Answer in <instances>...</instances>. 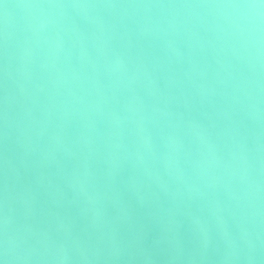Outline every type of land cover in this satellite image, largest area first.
Listing matches in <instances>:
<instances>
[{
  "label": "water",
  "instance_id": "water-1",
  "mask_svg": "<svg viewBox=\"0 0 264 264\" xmlns=\"http://www.w3.org/2000/svg\"><path fill=\"white\" fill-rule=\"evenodd\" d=\"M0 169L31 264H264V0H0Z\"/></svg>",
  "mask_w": 264,
  "mask_h": 264
},
{
  "label": "clouds",
  "instance_id": "clouds-1",
  "mask_svg": "<svg viewBox=\"0 0 264 264\" xmlns=\"http://www.w3.org/2000/svg\"><path fill=\"white\" fill-rule=\"evenodd\" d=\"M0 264H8V257L6 254V250L5 253L2 256H0Z\"/></svg>",
  "mask_w": 264,
  "mask_h": 264
}]
</instances>
